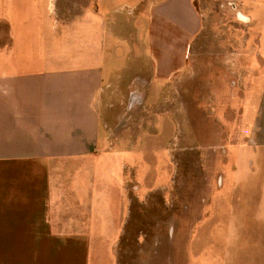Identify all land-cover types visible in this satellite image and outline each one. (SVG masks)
<instances>
[{
  "label": "crops",
  "instance_id": "1",
  "mask_svg": "<svg viewBox=\"0 0 264 264\" xmlns=\"http://www.w3.org/2000/svg\"><path fill=\"white\" fill-rule=\"evenodd\" d=\"M95 2L0 0V264H119L137 188L124 160L113 161L125 139L115 149L104 136L102 99L119 73L109 72L106 35L152 24L161 69L170 40L160 24L188 32L200 23L191 0H162L145 18L139 5L129 12L118 0ZM241 55L231 67L252 74L249 161L236 168L230 200L199 218L200 264H264V53L258 62Z\"/></svg>",
  "mask_w": 264,
  "mask_h": 264
},
{
  "label": "rangeland",
  "instance_id": "2",
  "mask_svg": "<svg viewBox=\"0 0 264 264\" xmlns=\"http://www.w3.org/2000/svg\"><path fill=\"white\" fill-rule=\"evenodd\" d=\"M160 1L118 4L127 11L139 5L145 18ZM191 9L200 23L191 31L160 24L162 39L170 40L168 66L161 69L164 55L151 46L152 24H127L106 35L109 72L119 73L102 99L104 136L112 147L117 137L125 139L113 161L124 160L125 177L137 188L119 264H200L199 218L230 200L236 168L249 161L252 74L241 78L231 65L237 54L250 52L258 62L264 53V0H191ZM239 63L248 64L246 58ZM184 213L192 219L184 221Z\"/></svg>",
  "mask_w": 264,
  "mask_h": 264
},
{
  "label": "flooded vegetation",
  "instance_id": "3",
  "mask_svg": "<svg viewBox=\"0 0 264 264\" xmlns=\"http://www.w3.org/2000/svg\"><path fill=\"white\" fill-rule=\"evenodd\" d=\"M238 17H241L243 20H244V19L246 20V16H245L244 14H242V13H239V14H238Z\"/></svg>",
  "mask_w": 264,
  "mask_h": 264
}]
</instances>
